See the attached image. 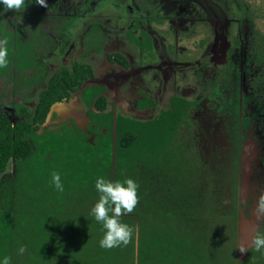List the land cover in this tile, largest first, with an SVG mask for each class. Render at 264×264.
Instances as JSON below:
<instances>
[{
    "label": "rangeland",
    "instance_id": "1",
    "mask_svg": "<svg viewBox=\"0 0 264 264\" xmlns=\"http://www.w3.org/2000/svg\"><path fill=\"white\" fill-rule=\"evenodd\" d=\"M87 1L89 8L82 7ZM46 3L47 7H44L35 2V11L39 9L44 15L34 21V25H39L41 30L47 33L46 36H53L52 40L48 39V43L51 45L60 38L71 37L73 43L70 44L69 39H64L63 46L81 47V51L75 54L92 62L97 75L104 82L112 81L115 74L127 72V78L122 85L125 90L118 85L116 99L106 107V97L98 100V97H103L106 84L87 81V86L80 93L78 90L82 85L63 100L65 102H59H80L87 120L83 128L77 125L73 116H66L68 113L50 110L46 121L51 119V122L47 126L41 123V128L34 133L29 131L25 134L30 139L33 150L28 161L34 157L33 160L28 165L14 162L0 175V208L9 207L8 200L3 201V198L5 199V193L11 190L12 185L16 187L13 191L20 195L19 200L27 199L28 204L33 203L29 189L31 185H35L54 195L63 207L69 208L73 205L92 208L93 205L89 203L83 188L95 183L98 176L107 179L108 168H100L95 158L96 156L105 160L107 156L104 150L97 149L94 156L87 153V149L96 145L107 146L112 141V151L116 152L112 156V163L125 160V166L130 160L136 161L138 166L142 165L143 156L152 152L155 144L160 143L158 148L162 151L154 149V163L162 165L165 162V177L170 180L180 172L168 170L166 164L170 163L169 158L175 155L191 159V155H197L203 161L185 160L183 174L193 173L200 164L218 170L221 177L227 176V179H223V185L229 192L224 197L221 193V201L226 210L230 211L234 207V194L228 186V180L233 181L237 157L239 156V160L241 158L238 134L241 138V132L246 130L248 121L244 109L252 100L251 96L256 99L258 107H264V0H46ZM217 8H220V11ZM244 9L245 13H249V17L244 15ZM210 11L216 12L213 21L215 24L217 22L216 26H212V22L208 20L214 17ZM219 13L226 16L223 22L220 19L217 21L216 16ZM4 14L6 19L20 20L9 10L4 11ZM58 16L66 17L67 24L54 26L55 21L59 20ZM197 22H202L207 27L206 38L198 34L194 37L188 36L190 26ZM198 29H195V32ZM250 30L252 36L248 37V47L234 41L228 54V62L217 65L212 73L213 79L211 74L201 78L198 58L202 59L203 51L195 56H186L196 53L194 43L205 51L212 48L210 44L214 37H226L231 31L236 32V35L239 31L244 34ZM85 44L92 45L94 49L83 47ZM182 46L185 48L181 50ZM67 55L62 59L71 65L73 57L71 54ZM43 65L44 62L41 61V70ZM239 72L244 73L247 82L249 77L255 74V86L249 87L247 94H241L237 90ZM218 85H222L221 92L216 98L212 93L211 101L214 97L223 105L217 107L212 103L208 110L206 99L209 100L211 92ZM2 88L3 84L0 82V90ZM202 93L203 101L189 116V107ZM11 99L12 95H9L4 103L7 104L6 109H10L8 104ZM143 99H147L148 103H144ZM100 104L104 106L103 111L98 108ZM250 104H253V100ZM35 106L36 104L33 109ZM28 107L32 109L30 105ZM3 108L1 105L0 110ZM10 110L8 118L12 123L17 122V117L18 120L24 119L14 116L13 110ZM254 115L256 116V113ZM63 116L66 117L64 121L69 123L59 120V117ZM199 116L202 118L200 121ZM128 134L132 136L131 141L128 146H121L120 138ZM236 136L237 144L234 143ZM192 140L193 142H190ZM250 150L251 153L245 154L247 181L239 177L237 193L239 201H251L253 193H257V196L247 209L242 206L241 209L237 208L236 224L234 220L229 221V224H226L229 229L224 225L223 232H220L219 226H213L214 239L210 240L212 245H215V251L219 252L222 264H233L231 249L234 248L237 252L243 246L245 218L251 220L247 229V239H251L244 246L247 254L242 253L241 258L237 259L240 264H264V249L256 251L252 246L253 235L264 224V220L257 219L258 214L264 215L258 213L259 199L264 195V163L252 155L253 151L257 153L254 145L250 146ZM192 151L195 153H190ZM41 169L45 172L43 179ZM54 171L60 174L64 185L62 193L51 183V173ZM30 175L34 178L30 179ZM98 197L99 193L96 198ZM90 210L87 209L89 213L81 220L86 232L92 228L85 236L89 238L96 233L93 238L97 237L100 241L103 235L101 225L95 219L92 222ZM221 212L218 211L216 218L220 219ZM165 215L166 213L154 223H164L165 226L175 224L179 227L177 220L169 221ZM216 218L212 219V223L219 225ZM207 223H197V232L169 233V237L161 241L156 240L149 250L153 258L147 263V252H138V246L144 243L152 245L148 233L153 230L147 223H136L133 239L137 246L132 261L134 264H190L191 257L202 253L196 249L199 245L194 246V242L201 240L204 243L206 233L203 229ZM195 229L194 227L193 230ZM165 234L163 228L154 238ZM261 234H264V230ZM177 239L181 242L177 243ZM225 243L229 248L222 254L221 247ZM184 246H190V251L185 250ZM223 256L226 257L225 261Z\"/></svg>",
    "mask_w": 264,
    "mask_h": 264
},
{
    "label": "trees",
    "instance_id": "2",
    "mask_svg": "<svg viewBox=\"0 0 264 264\" xmlns=\"http://www.w3.org/2000/svg\"><path fill=\"white\" fill-rule=\"evenodd\" d=\"M25 4L23 12L15 13L9 10L15 18L21 19L18 21L6 19L4 11L8 10H5L0 3V38L8 39L9 50V66L0 68V82L3 84V88L0 90V106L4 107L0 110V175L14 162L19 165L20 162L28 165L33 160L34 157L28 161L33 150L32 143L25 134L29 131L34 133L41 128V122L44 124L43 121H45L51 106L68 98L76 88L81 86L84 79L93 76L91 68L82 63H75L69 68L63 67L50 75H48L49 73L42 74L41 61L44 62L43 66H45V61L41 58L44 55L48 56V52L53 54L56 51L64 54L63 40L68 36L60 38L50 45L48 39L52 40L53 36H46L47 33H44L39 25H34V21L36 22L44 15L43 12L39 9L35 11L34 7L37 5L31 0H25ZM82 5L85 8L89 7L88 1ZM65 18L63 16L57 18L59 20L55 21L54 26L57 27L61 23L66 25ZM46 50L49 51L45 53ZM44 77L46 78L43 80ZM34 93L37 94L38 100L35 109L31 111L26 105V100L29 97L34 98L31 96ZM9 95H12L8 104L9 108L14 110L18 116L24 117L22 120H18L17 117V122L14 123L8 118L11 110L6 109L7 104H4ZM103 99L101 96L98 97V100ZM16 107H20L19 113ZM103 107V104L98 106L99 109ZM262 125L264 127V121ZM131 139L130 134L121 137V146H128ZM239 140L240 134H238V143ZM234 141L237 144V136L234 137ZM112 145L111 141L107 146H92L87 149V153L94 155L97 149L106 152L107 159L105 160L94 156L100 168L105 166L108 168L106 170L107 179L115 181L129 177L139 185L138 205L133 213L122 216L121 220L132 228L137 225L136 223H147V226L153 230L148 233L152 245L144 243L138 246V252H147L146 263L153 258H151L149 250L156 240L161 241V239L169 237L167 236L169 233L197 232V223L208 222L203 229L206 233L204 243L201 240L194 242V246L195 244L199 245V248H195L202 253L191 257L190 264H222L219 252L215 251V245H212L210 239H214L215 228L213 226H219L220 232H223L224 225L229 224V221L234 220L236 224V211L242 206L237 193L240 177L239 156L236 160L237 169L233 174V181L229 182L228 180V186L234 194L232 197L234 207L227 211L225 204L221 201V193L224 197L229 192L223 185V179H227V176L221 177L218 170H212L209 166L206 168V165L200 166V164L193 173L183 174L185 168L182 167L185 160L187 162L191 160L203 161L197 155H191V159L175 155L169 158L170 163L166 164L168 170L180 172V174L172 176L170 180L167 176L165 177V162L162 165L154 163V149L162 151L158 148L160 143L155 144L153 153L147 152L143 156L140 166L136 165L134 160L128 161L126 166L124 165L125 160L112 163V156L116 154L112 151ZM260 159L264 163V154ZM44 174L45 172L41 169L42 179ZM32 178L34 176L30 175V179ZM224 181L227 183L226 180ZM89 185L83 189L88 196L89 203L94 206L98 200L96 198L98 192L95 183ZM15 188L12 185L11 190L5 193V199L3 198V201L8 200L9 207L7 209L0 208V264L5 256L11 257V264H134L132 257L136 253L137 246L133 239L135 231H133L131 241L127 246L121 245L112 249L101 248L99 239L93 238L96 233L89 238L85 236V233H90L92 228L86 232L81 222L82 218L89 213L87 209L89 210L91 207L73 205L69 208L63 207L54 195L35 185L30 186L33 203L28 204L27 199L19 200L20 195L13 191ZM218 211H222L220 219L216 218ZM164 213H166L167 220H177L180 223L179 227L175 224L165 226L164 223L156 225L154 222L159 220ZM90 217L94 222L95 218L91 214ZM214 217L220 223L219 225L212 223ZM90 227H92V223ZM194 227L195 230H193ZM163 228L166 234L155 239L154 236ZM227 229L229 228L227 227ZM263 230L264 224L259 232L262 233ZM180 242V239H177V243ZM227 248L229 247L226 243L222 244V254L226 253L225 249ZM184 249L190 251L191 247L184 246ZM231 251V262L240 264L235 249L233 248ZM223 258L225 261L226 257L223 256Z\"/></svg>",
    "mask_w": 264,
    "mask_h": 264
},
{
    "label": "flooded vegetation",
    "instance_id": "3",
    "mask_svg": "<svg viewBox=\"0 0 264 264\" xmlns=\"http://www.w3.org/2000/svg\"><path fill=\"white\" fill-rule=\"evenodd\" d=\"M138 1H140V0H138ZM227 8L229 10H232L228 6H227ZM217 10L220 11V8H217ZM242 11H243L244 15L249 17V13H245V9ZM210 12L213 13L214 17H210V18H208V20L210 22H212V26H216L217 22H216V24H215V22L213 23L216 12H214V11H210ZM216 18H217V21H219V19H220L223 22V20L226 18V16H224L223 13H219V15L216 16ZM200 24H201V27H200ZM195 29H198V31L195 32ZM245 32H244V34L243 33L241 34V31H239V32H237V35H236V32L231 31L230 35H228L230 37H228V36L222 37V38L219 37L217 39L214 37L211 41V44H210V47H212L213 49L210 48L209 50L206 49L205 51L203 50V48L200 45H198L197 43H194L193 45H195V47H196V53H193V55L187 54L186 56H195L197 53H200V51H203L202 55H201L202 59L198 58V60L200 62V64H198V69L201 71V78L204 77L205 75L211 74L210 77L213 79L212 73L217 68V65L225 64L228 62V58H229L228 54H229L230 49L232 48L234 41H239L241 44L246 46V48L248 47V45H249L248 37L252 36V30L245 31ZM187 34L189 37H194L195 34L196 35L198 34V35H202L206 38L208 36V30H207V27L204 26V23L197 22V23H195V25L190 26V29H189ZM246 42H247V44H246ZM203 44L205 45L206 42H204ZM183 47L184 46H182L181 50L183 49ZM245 50L247 51V49H245ZM80 51H81V47L80 48H74L73 46H65V52L60 58L53 57L51 60H49V62H48L50 65V73L49 74H52V73H54V71L60 70L63 67H65V68L72 67L75 62H79V63L84 64L87 67H90L91 72L93 73V76L84 79L83 82L84 81L85 82L93 81V83H95V84H99V83H105L106 84V87L103 91L104 92L103 97H104V99L106 97L105 106L107 107L109 102H112L116 99L118 85L122 86L124 84V80H126V78H127L126 76L128 73L123 72L120 74H115V75H113L112 81L104 82L97 75V72H96L95 67L92 64V62H89L88 60L83 59L80 56L76 55ZM70 52H74V53H70ZM181 53H182V51H181ZM67 54H71L73 57L72 64L70 65V63H69L70 66L66 63V61L64 62V59H62V57L63 56L65 57ZM182 55H183V53H182ZM67 56H70V55H67ZM77 59H79V61ZM81 61H84V62H81ZM53 62H55V63H53ZM254 75L255 74L251 75L248 79L249 82H247V79H246V76L244 75V73L239 72L238 78L240 81L237 82L236 87H237V90H239V92L241 94H247L249 87L255 86L254 81H253ZM221 86L222 85H218V87H216V89H214L213 92H211V96L209 97V100L206 99V101H207L206 106H207L208 110H210L212 103L215 104L217 107L222 105V103H220L214 99V97L216 98L218 93L221 92ZM122 89L125 90L123 86H122ZM212 93H213L214 97L211 101ZM203 96H204L203 93L200 94V96L196 100V102L192 106L189 107V112H188L189 116H190L191 112L193 111V109L203 101ZM250 99L253 100V104H250V102L252 100L249 101L247 103L245 109H244V114L246 116H248V121H247V128H246V130L241 132V138L239 140V149H240L239 153H240V155H241V151H242V146L244 144H245L244 146H249L250 144L254 145V148L257 149V152L259 154H260V152H262V147L264 145V134L262 133V132H264V127L262 125V123L264 121V107L262 105L260 107H258L256 99L253 98V96H251ZM62 102H65V101H62ZM143 102L148 103L147 99H143ZM58 103L59 102L53 104L51 106L50 110L51 111H61L62 110L63 113H65V114L68 113L66 116H70V115L73 116L76 119L77 125L79 127L83 128V126L85 125V122H87V120L85 119L84 108L82 107L80 102L74 101L73 104H68V103H59L58 104ZM35 104H36L35 101H32L31 103L26 102V105L31 106L32 109H29L31 111L34 110L33 108H34ZM217 107H215V108H217ZM16 108H17L18 113H19L20 107H16ZM103 110H104V108L101 109V111H103ZM13 112L15 114L14 116L17 117L18 114L14 110H13ZM254 113H256V116L254 115ZM59 118H60L59 120H61L62 122L69 123V121H64V119L66 117L63 116V117H59ZM203 118H204V116H203ZM46 119H47V117H46ZM46 119H45V121H46ZM201 119L202 118L199 116V121ZM45 121H43V123H44L43 125H48L51 122V119L48 121V123H45ZM239 174H240V161H239ZM252 187H254V186H252ZM254 192H256V191H254ZM256 196H257V193H253L251 201H249L247 199H246V201H241L242 207L247 209L248 205L250 203H252V201L256 198Z\"/></svg>",
    "mask_w": 264,
    "mask_h": 264
},
{
    "label": "clouds",
    "instance_id": "4",
    "mask_svg": "<svg viewBox=\"0 0 264 264\" xmlns=\"http://www.w3.org/2000/svg\"><path fill=\"white\" fill-rule=\"evenodd\" d=\"M40 5L47 7L46 0H35ZM5 10L23 12L26 4L25 0H0ZM21 20V19H20ZM8 39L0 38V68L9 66ZM51 183L58 192L64 191V185L58 172L51 173ZM95 188L99 193L98 200L91 208V215L101 225L103 232L99 241V246L105 249H112L127 246L131 241L133 228L122 222L121 217L134 212L139 203L137 182L129 177L123 180H109L103 176H98L95 180ZM258 213H264V195L259 199ZM258 220H264V215L257 216ZM252 246L256 251L264 249V234L257 231L252 237ZM240 252L247 250L240 247ZM23 251V249H21ZM2 264H11V257L5 256Z\"/></svg>",
    "mask_w": 264,
    "mask_h": 264
},
{
    "label": "water",
    "instance_id": "5",
    "mask_svg": "<svg viewBox=\"0 0 264 264\" xmlns=\"http://www.w3.org/2000/svg\"><path fill=\"white\" fill-rule=\"evenodd\" d=\"M87 86V83L84 81L83 82V84H82V86L79 88V90H78V93H80V91L82 90V89H84L85 87ZM46 122V121H45ZM245 145V144H244ZM242 146V151H241V158H240V176L242 177V178H244L246 181H247V179H246V177H247V173H246V169H247V165H246V161H245V154H247V153H251V150H250V146H251V144L249 145V146ZM263 149H264V146L262 147V151H263ZM263 154H264V152H260V154L257 152V153H255V151H253L252 152V155L253 156H256L258 159H259V161L261 160L260 159V157H262L263 156ZM243 182V181H242ZM256 209V208H255ZM264 214V213H263ZM251 221V220H250ZM250 221H248L246 218H245V223H243V246L242 247H244L248 242H249V240L251 239V237H250V239L248 240L247 239V236H248V233H247V229H248V222H250ZM237 242V241H236ZM244 253H246V252H244ZM237 254H238V256L241 258V252L239 253V250L237 251ZM243 258H245V256H243L242 257V259Z\"/></svg>",
    "mask_w": 264,
    "mask_h": 264
},
{
    "label": "crops",
    "instance_id": "6",
    "mask_svg": "<svg viewBox=\"0 0 264 264\" xmlns=\"http://www.w3.org/2000/svg\"><path fill=\"white\" fill-rule=\"evenodd\" d=\"M67 39H69V43H70V44L73 43V40H72L71 37H67ZM83 47H87L88 49H94V47H93L92 45H90V44H85ZM47 55H48V56L44 55V57L41 58V60L44 59V61H45V66H43V68H42V74L50 73V65H49V63H48L49 60H51L53 57H55V58H60L63 54H60V53H58V52L55 51L53 54H52V52H51V53H47ZM48 75H50V74H48ZM45 78H46V77H44L43 80H44ZM31 96H33L34 98L29 97L28 100H26L27 103H31L32 101H35V102H36V100H37V94L34 93V94L31 95Z\"/></svg>",
    "mask_w": 264,
    "mask_h": 264
}]
</instances>
